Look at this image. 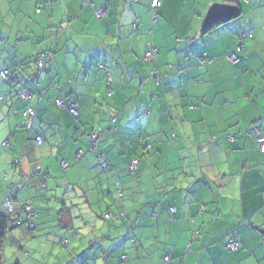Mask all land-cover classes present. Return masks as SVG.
<instances>
[{
  "label": "crops",
  "instance_id": "1",
  "mask_svg": "<svg viewBox=\"0 0 264 264\" xmlns=\"http://www.w3.org/2000/svg\"><path fill=\"white\" fill-rule=\"evenodd\" d=\"M162 3L155 20L151 0H0V70L13 75L7 82L0 75V143L12 142L0 149V170L12 169L13 183L26 185V202L38 214L45 210L37 222L43 219L51 232L29 240L24 230L17 246L25 254L18 252L15 264H44L41 258L68 264L59 242L71 237L76 247L86 236L82 249L92 225L53 222L60 192L67 191L63 198L75 217H93L104 205V181L112 191L122 183L124 199L107 202L124 208L127 221L124 229L96 222L100 234L122 238L131 227L128 238L139 246L97 241L71 264H264V152L255 135L257 127L264 130V0ZM217 4L237 14L204 30ZM97 9L107 10L103 19ZM152 48L153 63L146 61ZM41 53L50 59L38 80L30 68ZM232 53L236 64L228 60ZM25 89L35 91L32 99L19 97ZM61 97L76 103L79 121L55 104ZM38 103L32 132L17 130L26 123L22 112ZM102 127L109 128L95 149L85 134ZM133 160L139 166L131 175L125 167ZM6 191L0 185V213ZM75 227L79 237L63 231ZM228 237L240 250L226 249ZM123 251L127 263L119 259ZM166 254L170 263L163 262Z\"/></svg>",
  "mask_w": 264,
  "mask_h": 264
},
{
  "label": "trees",
  "instance_id": "2",
  "mask_svg": "<svg viewBox=\"0 0 264 264\" xmlns=\"http://www.w3.org/2000/svg\"><path fill=\"white\" fill-rule=\"evenodd\" d=\"M151 2H152V0H151ZM150 7H151V4H150ZM152 9V8H151ZM100 9H97L96 10V13H95V15L97 16V12L99 11ZM104 12H105V14H104V16H102L101 18H99L98 16V18L99 19H103L105 16H106V14H107V10L105 11L104 9H102ZM157 14H158V16H159V12H157ZM157 55H158V53H157ZM157 58V57H156ZM49 59H50V53H41L37 58H35V60H33L32 61V73H34L35 72V77H37V79L39 80L40 79V77L44 74V72H45V69H46V66H47V62L49 61ZM204 60V58H202V61ZM31 61V60H30ZM146 61L147 62H154V60L153 61H148L147 59H146ZM204 62V61H203ZM30 67V66H29ZM29 67H27V68H29ZM101 68L102 69H105V67L104 66H101ZM21 69V68H20ZM179 70H181V68H178ZM5 71H7L8 72V74H7V77H4L3 76V72H5ZM0 75H1V78H2V80L3 81H9V80H12L13 79V75H12V73H11V70H0ZM12 75V76H11ZM110 78V77H109ZM28 94V97H26L25 96V94ZM36 93H35V91H33V90H26L25 89V91H23V92H20V94H19V97L20 98H22V99H24V100H30V99H32V97L35 95ZM55 104L60 108V109H66V110H68L70 113H71V110H70V105H74L75 107H76V112H77V115L75 116L74 114H72V116L74 117V119H76V121H79L80 120V113H79V110H78V108H77V105H76V103L75 102H72V101H70V100H67L66 98H63V97H61V98H57L56 100H55ZM39 103L38 104H35L34 106H31V107H29L28 109H26V110H24L23 112H22V117L25 119V125L23 126V124H21V125H17V130H21V129H27L28 130V132L29 133H31L32 132V129H33V126H34V121H35V119H36V117H37V112H38V110H39ZM33 110L34 112H35V117H34V119L32 120V125H31V128H28V126H29V123H30V121L28 120L30 117L29 116H26V113L29 111V110ZM114 123V122H116V120H112L111 121V123ZM106 126V125H105ZM104 126V127H105ZM108 128L109 127H106V128H100V132L99 133H97V134H85V136L91 141V143H92V145H93V147L95 148V149H99L98 147V141H99V139L104 135V133H106L107 131H108ZM260 128V127H259ZM263 130V129H262ZM92 135H97V139H96V141L95 142H93L90 138H89V136H92ZM256 135V134H255ZM263 135H264V130H263ZM256 137H257V143H258V145H259V148H260V151L263 153L264 151H262L261 150V144H259V142H258V139H259V137L256 135ZM38 138H40L41 139V143H38V141H37V139ZM8 145L6 146L4 143L6 142L5 140L3 141V142H1L0 143V149H1V147H4V148H8V147H10L11 146V144H12V142H11V139L10 138H8ZM36 143H38V144H43L44 143V141H43V137H41V136H38L37 138H36ZM149 148L151 147L150 145L148 146ZM147 147V148H148ZM146 149V148H145ZM81 152V153H80ZM79 152V155H78V157H81L82 155H83V152L82 151H80ZM100 153V155H103L102 153L103 152H99ZM103 157L104 156H101V158L100 159H103ZM20 158H21V156L20 157H16L14 160H13V168L15 169L17 166L19 167V164H20ZM134 161V160H133ZM135 161H137V165H136V167L133 169V170H131L130 169V166H132V161L130 162V163H128L127 165H126V167H125V170L129 173V174H131V175H134V174H136V172H137V170H138V166H139V164H138V160H135ZM68 166H69V164H68ZM103 169H104V171H108L110 168H111V165H110V163H109V161H107V160H105L103 163H102V166H101ZM42 169V168H41ZM67 169V168H66ZM41 171V170H40ZM47 175V172H44V175ZM4 181H9L7 184L9 185V187L7 188V191L5 192V194H4V199H3V206H2V213H0V252H2V244H3V241H4V239H5V237H6V234H7V232L8 231H10V230H12V229H15L16 227H21V226H23V225H27L28 226V229H29V232H30V239H37V238H45V237H47L48 235L50 236V233L51 232H49L48 231V229L46 228V224H42L43 223V219L41 220H38V222H37V219H38V215H41V216H43V212L45 211V210H42L39 214L35 211L36 209H35V207L34 206H32V204H31V202H25V203H23V204H20V203H17L16 201H15V199H13L14 198V196L12 195V193H11V190L12 189H18L19 187H23L25 184H23L22 182H19V183H17V184H14L13 183V178H9L8 177V175L7 174H5V177H4ZM103 184V186H101L102 187V189H104V191L102 192V193H104V195H103V197H102V203L105 205V209L103 210V207H102V209H99V210H95L94 211V214H93V217L92 216H87V214H80L79 216H76L75 217V215L71 212V210H70V208H68L67 207V205L65 204V202H66V200L65 201H63L64 200V198H63V200H62V204H61V206H60V208L58 209L59 211H58V214L55 216V217H53L54 218V220H53V222L54 221H56L57 222V224H58V226L60 227L61 226V224L63 223V221H64V218H69V220H75V219H81V220H84V222L86 221V222H91V224H92V226H91V228L90 229H92V231H91V240L87 243V245L85 246V247H83L82 249H81V245H82V242H83V240L86 238V236H85V238L83 237V239L82 238H80V239H82V242H81V240L80 241H77V243H79V242H81V243H79V245H76V247H74V246H72V243L70 242L71 240H72V238L70 237V238H67V240L66 239H62L60 242H59V244H60V247L62 248V249H60V253L62 252V254H66V255H68L69 257H71V259L70 260H68L67 262H68V264H71V261L75 258V259H78V257H81L82 255H84L85 253H88V252H91V250H93V248H94V246L96 245V243H97V241H99V243L101 242V241H106V242H108L109 240H110V244H114L115 246H116V249H117V247H123L124 249H128L129 248V246H131L133 249H137V247L139 246V241L137 240V238H135L134 236L131 238V239H129L128 237H129V233L131 232V227L130 228H128V227H126V228H128L127 229V231H126V233L122 236V238H120V237H118V238H112V239H109V236H103V235H101L100 233L102 232L101 231V226H98V224H95L96 222L97 223H106L107 225H113V224H118V226L116 227V228H119V229H124L125 228V226H124V224H125V222L127 221H125V217L127 216L126 215V213H124V211H125V209L123 208L122 210L120 209V210H118V211H116V207H115V204L113 203H109V202H107L108 200V198H112V197H114V195H116L117 197H118V199H120V200H123L124 199V197H125V191H124V189H123V185H122V183L121 184H115V189L112 191V188L109 186V184H107L106 183V181H104V182H102L101 183V185ZM101 189V190H102ZM8 199H11V201L13 202V203H15L16 204V206L18 207V209L17 210H15L14 212H12V213H10V212H7V210L5 209V207H4V202L5 201H7ZM98 201V200H97ZM97 203V202H96ZM26 204H29L30 205V207H31V209L30 210H26V209H23L22 207L23 206H25ZM112 204V205H111ZM19 207L20 208H22V210H20L19 209ZM203 208V207H202ZM39 212V211H38ZM29 214H34V218L33 219H29L28 218V215ZM83 215H84V217H83ZM23 216H26L25 217V219L23 220L22 219V217ZM91 217V218H90ZM14 218H17V222L16 221H14ZM128 218V217H127ZM87 219H89V221H87ZM48 222H52V219H50ZM40 223V226L38 225ZM119 223H120V225H119ZM88 223H86V225H87ZM71 226H73L74 227V225H72V223L70 224ZM70 227V226H69ZM124 227V228H123ZM61 229V228H60ZM79 230H80V228H78V227H75V228H73V229H67V228H65V229H63V231L64 232H66V233H68L67 231H70V233H71V231H72V233L76 236V237H79ZM58 232H60V231H58ZM133 234V233H132ZM195 239V236L193 237V240ZM234 240L235 242H237V243H239L240 244V248L242 247V245H241V243L240 242H238L237 240H235L233 237H228L227 238V241H226V247H227V244H228V241L229 240ZM64 240V241H63ZM76 240V239H75ZM113 246V245H112ZM191 247V246H190ZM192 248V247H191ZM190 248V249H191ZM240 248H239V250H240ZM129 249H131V248H129ZM227 249V248H226ZM228 250V249H227ZM125 251V250H124ZM123 251V252H124ZM238 251V250H237ZM106 252V251H105ZM236 252V251H235ZM107 253V252H106ZM119 259H120V261L122 262V263H127L128 261H129V255L128 254H126L125 252H124V254L122 255V253H119ZM138 256H140V254H138ZM73 258V259H72ZM167 258L169 259L168 261H166L167 260ZM172 261V258H171V256L170 255H165L164 256V258H163V262H165V263H170ZM81 264H93V262L92 261H89V260H85V261H83V262H80Z\"/></svg>",
  "mask_w": 264,
  "mask_h": 264
},
{
  "label": "built area",
  "instance_id": "3",
  "mask_svg": "<svg viewBox=\"0 0 264 264\" xmlns=\"http://www.w3.org/2000/svg\"><path fill=\"white\" fill-rule=\"evenodd\" d=\"M162 4H163V3H162V0H152V2H151V8H152V10H153V12H154L153 15H154V19H155V20H156L157 17H158L157 12H158V10L162 7ZM104 14H105V12H104L102 9H100V10L97 12V16H98L99 18H101L102 16H104ZM156 57H157V51H156L154 48H152V50L148 51L147 54H146V59H147L148 61H153V60L156 59ZM228 60H229L232 64H236L237 61H238V56H237V54H236V53H232L230 56H228ZM7 74H8L7 71L3 72V76H4V77H7ZM153 75H155V72H153ZM25 96L28 97V94L26 93ZM69 107H70L71 113L74 114V115L76 116V115H77V112H76V110H75L76 107H75L74 105H70ZM26 116H29V117H30V118L28 119V120L30 121L28 128H31L32 120H33L34 117H35V112L31 109V110H29V111L26 113ZM255 134L259 137L258 142H259V144H261V150L264 151V135H263V130H262L261 128L257 127V128L255 129ZM89 138H90L93 142H95L96 139H97V135L89 136ZM8 141H9V140H6V142L4 143L6 146L8 145ZM37 141H38V143H41V139H40V138H38ZM136 165H137V161H135V160L132 161V166H130V169L133 170V169L136 167ZM67 167H68V164H67L66 162H63V163H62V169H66ZM36 169H37L38 171H40V170H41V166H40V165L36 166ZM4 207H5V209L7 210V212H10V213H12V212H14L15 210L18 209V207L16 206V204L13 203V202L11 201V199H8L7 201L4 202ZM22 208H23V209H26V210H30V209H31V207H30L29 204H26V205L23 206ZM22 208L19 207L20 210H22ZM28 218H29V219H33V218H34V214H29V215H28ZM16 220H17V218H14V221H16ZM16 222H17V221H16ZM226 248H227L229 251H231V252H235V251L239 250V248H240V244L237 243V242H235V241L232 239V240H229V241H228V244H227V247H226ZM168 260H169V259L167 258L166 261H168Z\"/></svg>",
  "mask_w": 264,
  "mask_h": 264
},
{
  "label": "rangeland",
  "instance_id": "4",
  "mask_svg": "<svg viewBox=\"0 0 264 264\" xmlns=\"http://www.w3.org/2000/svg\"><path fill=\"white\" fill-rule=\"evenodd\" d=\"M30 69H32V68H30ZM3 150L4 149H1V152H3ZM1 155H2V153L0 154V156ZM56 156L59 157L58 152H56ZM7 172L9 175L8 177L11 179V177L14 175L13 170L8 168ZM7 172L0 170V185H3L5 187V190L9 186L7 184L9 181H4V177H5V174H7ZM27 191H28V189L26 188V185H24L23 187H19L18 189H16V191H14L15 192L14 194H16L18 197L13 198V199H15V201L17 203H20V204L25 203L27 198H28L27 197L28 196ZM40 192H42V191H40ZM41 195L43 198H45V195L43 193ZM60 195H61L60 199L62 200L63 197L64 198L66 197L67 191L66 192L61 191ZM65 200L66 199H64L63 201H65ZM61 204H62V202H61ZM104 209H105V205H103V210ZM83 217H84V215H83ZM87 221H89V219H87ZM88 225H89V223H88ZM91 225L92 224H90V226ZM85 227L90 228L89 226H85ZM24 230H26L27 234H29V236H30V232L28 230L27 225H23L21 227H16L15 229H12V230L7 232L6 237H5L3 244H2V252H3L4 258L6 259V262L3 264H15V262L17 261V260L15 261V256H17L18 252L25 254L24 250H21V247L17 246V243L19 240H22V241L26 240V235H25ZM85 231H87V230H85ZM79 234H81L80 230H79ZM28 239L31 240L30 238H28ZM23 243L21 245H23ZM59 251H60V249H59ZM29 252L32 254L31 251H29ZM40 261L45 264V261L43 260V258H41Z\"/></svg>",
  "mask_w": 264,
  "mask_h": 264
},
{
  "label": "water",
  "instance_id": "5",
  "mask_svg": "<svg viewBox=\"0 0 264 264\" xmlns=\"http://www.w3.org/2000/svg\"><path fill=\"white\" fill-rule=\"evenodd\" d=\"M237 14V8L228 4L214 5L208 12L204 30L215 25L226 23L234 18Z\"/></svg>",
  "mask_w": 264,
  "mask_h": 264
}]
</instances>
